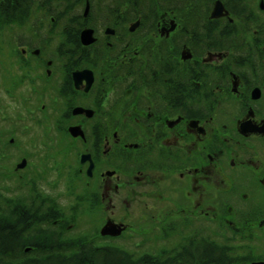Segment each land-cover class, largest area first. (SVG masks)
Listing matches in <instances>:
<instances>
[{
    "label": "flooded vegetation",
    "instance_id": "flooded-vegetation-1",
    "mask_svg": "<svg viewBox=\"0 0 264 264\" xmlns=\"http://www.w3.org/2000/svg\"><path fill=\"white\" fill-rule=\"evenodd\" d=\"M154 2L132 15L85 0L65 52L47 41L53 16L40 45H0V181L22 179L35 126L42 171L58 172L42 180V227L75 239L51 249L104 264L264 262V0Z\"/></svg>",
    "mask_w": 264,
    "mask_h": 264
},
{
    "label": "trees",
    "instance_id": "trees-1",
    "mask_svg": "<svg viewBox=\"0 0 264 264\" xmlns=\"http://www.w3.org/2000/svg\"><path fill=\"white\" fill-rule=\"evenodd\" d=\"M106 1L98 0L97 5L106 4ZM133 2L140 5L155 4L154 0ZM84 3L85 0H0V33L4 37H15L21 45L31 44L35 41L34 38L39 36L41 20L54 15L56 22L47 27V41L58 37L54 28L56 23L64 21L61 30L64 43L60 47L65 52L66 45L71 47L77 38L73 27L80 24L82 18L79 8H82ZM27 183L32 190L29 200L11 199L6 206L0 203V264H104V260L99 258L93 261L87 249L81 246L71 253L51 249L57 243L71 244L75 239L52 236L42 228L44 218L39 201L42 191L34 179H28ZM49 217L50 215L46 216V219ZM79 242L81 244V241ZM24 247L34 248L29 253H24L21 251ZM116 260L109 258L107 262L118 264Z\"/></svg>",
    "mask_w": 264,
    "mask_h": 264
},
{
    "label": "rangeland",
    "instance_id": "rangeland-1",
    "mask_svg": "<svg viewBox=\"0 0 264 264\" xmlns=\"http://www.w3.org/2000/svg\"><path fill=\"white\" fill-rule=\"evenodd\" d=\"M106 2H107V4L110 3V6H112L113 8H117L118 10H121L123 12L128 10L129 11L128 14L130 13L132 15L138 14V11H140V12L144 11L141 8H136L135 9V13H133L132 12V11H134V8L132 7V5L134 3L133 0H130V2L125 4V5H128L129 8L127 6H125V5L122 6L123 5V0H117V1H115V0H107ZM97 3H98V0H93V1L91 0V4L93 5V7L95 5H97ZM99 6H101V5H99ZM79 9H80V14H81V18H82V12L84 10V5L82 6V8L80 7ZM112 10H114V9H110L109 10L110 11V15H111V19L113 18ZM95 12H96V10H95ZM52 16L54 17V15H51L50 17H52ZM100 16H101L100 13H95L93 19H91V22L93 23V25L96 26L95 28L98 30V33H99L100 37L103 38L104 37V32H103V29H101V22H100L101 17ZM50 17L46 19L45 24H42L44 27L50 25ZM56 24L57 25L54 28L55 35H58V37H61L62 36L61 30L64 27V21L58 22ZM49 33H51V32H49ZM39 39H40V36H37L36 38H34V40H36V41H33L32 43L36 42V43H34V45H36V46L40 45V43L38 41ZM6 42H8L7 36L4 37L0 33V45L4 44ZM18 45L19 44H17V43L15 44V52L17 51V48L19 47ZM46 46L48 48L47 49V53H50L51 58H55L56 57V51L54 50V46L55 45L54 44H47ZM44 68L45 67H43V69ZM31 127H32L31 135L29 134L30 135L29 137H27L26 135L23 136L24 137L23 140H24V142L26 144L27 149L33 150L35 152L34 156H32L31 160H29L28 167L26 169H24V170L19 171V173L23 176L22 179H20L17 176L18 173H15V175L10 176V178H7V180L0 181V203L2 205H5V206H6V204L8 205L10 199H17V198L18 199H29L28 197H30V195L32 194V190L30 188L31 187L30 184L28 185V183H27L28 179L29 180L34 179L35 181H37L38 182L37 186H38V188L41 191H42V180L44 179V177L49 176L47 181H51V182L58 180V178L55 176V174L56 173L58 174V172H56L54 170V168H52L53 164H51V167L48 168L49 170L46 173H44L45 171H42V157H41L42 156V136L34 135L35 133L42 134V130L41 129L38 130V128L36 129L35 126L34 127L31 126ZM35 155H37V156H35ZM21 157H23V156L22 155L21 156H17L16 155L13 158L11 170L8 171V173L15 172L14 171L15 165L21 160ZM61 160H62V158H61ZM75 160H76V158L74 157L73 161H75ZM58 161H60V160L58 159ZM61 162L64 164L63 160ZM56 163L57 162H55V164ZM58 164H59V162H58ZM27 176L29 178H27ZM82 179L85 180V177H82ZM47 181H45V182H47ZM59 185H62V183L59 184ZM54 187L48 186V189H46L48 194H50V193L54 194L56 192H61V191L64 190V189H62L63 186H60L59 188L57 187V191H55V192L52 191L51 192L50 188H54ZM9 206H11V205H9ZM79 226L85 228L87 226L86 221L85 220L80 221ZM47 231L52 233L49 230H47ZM258 251L259 250H256V253H253V255L256 256V257L257 256H261L262 253H258ZM260 252H262V250Z\"/></svg>",
    "mask_w": 264,
    "mask_h": 264
},
{
    "label": "water",
    "instance_id": "water-1",
    "mask_svg": "<svg viewBox=\"0 0 264 264\" xmlns=\"http://www.w3.org/2000/svg\"><path fill=\"white\" fill-rule=\"evenodd\" d=\"M87 8H86V11H85V15H87L88 13V10H89V2H87ZM81 40H82V43L85 44V45H88V44H91V43H94V41H96V39L93 37V31L91 29H85L84 31H82L81 33ZM88 110H85V109H76V111L74 112L75 114L77 113H83V112H87ZM70 132L73 136L77 137L79 135L81 136H84V133L83 131L81 130L80 127H72L70 128ZM85 157L86 156H83L82 160L84 161L85 160ZM26 166V161L24 160L22 164L19 165L18 169H22ZM92 167V166H91ZM91 167L89 169V171L91 170ZM262 225H264V221L262 222ZM102 234H107V231L106 229H103L102 231ZM29 250V248L27 249V251ZM254 264H264V262H258V263H254Z\"/></svg>",
    "mask_w": 264,
    "mask_h": 264
}]
</instances>
